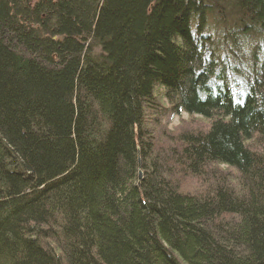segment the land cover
<instances>
[{
	"label": "trees",
	"instance_id": "obj_1",
	"mask_svg": "<svg viewBox=\"0 0 264 264\" xmlns=\"http://www.w3.org/2000/svg\"><path fill=\"white\" fill-rule=\"evenodd\" d=\"M0 264H264V0H0Z\"/></svg>",
	"mask_w": 264,
	"mask_h": 264
},
{
	"label": "rangeland",
	"instance_id": "obj_2",
	"mask_svg": "<svg viewBox=\"0 0 264 264\" xmlns=\"http://www.w3.org/2000/svg\"><path fill=\"white\" fill-rule=\"evenodd\" d=\"M162 124L165 126V131L174 134V132L190 128V129H202L205 128L208 125V120L199 116V115H189L186 112H180L173 116H168L164 118V121H162ZM167 139L162 141V144H167L165 142ZM169 144V143H168ZM223 170L227 172V175L229 176V179L234 184L235 181V174L234 171L231 168L222 166ZM202 182L199 179L194 178H188L183 182V189L188 191H198L200 190V184Z\"/></svg>",
	"mask_w": 264,
	"mask_h": 264
},
{
	"label": "water",
	"instance_id": "obj_3",
	"mask_svg": "<svg viewBox=\"0 0 264 264\" xmlns=\"http://www.w3.org/2000/svg\"><path fill=\"white\" fill-rule=\"evenodd\" d=\"M137 177H138V181L142 178V171H141L140 168H138V175H137Z\"/></svg>",
	"mask_w": 264,
	"mask_h": 264
}]
</instances>
